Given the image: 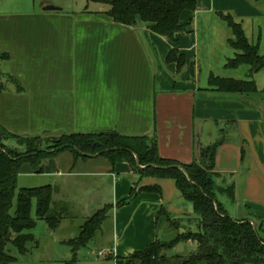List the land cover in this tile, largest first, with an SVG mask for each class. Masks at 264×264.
Listing matches in <instances>:
<instances>
[{
  "label": "crops",
  "instance_id": "0c3cea01",
  "mask_svg": "<svg viewBox=\"0 0 264 264\" xmlns=\"http://www.w3.org/2000/svg\"><path fill=\"white\" fill-rule=\"evenodd\" d=\"M194 1L196 10L181 17L186 29L176 35L178 46L142 22L116 24L102 5L78 13L44 8L1 16L0 54L7 58L0 59V124L18 136L116 132L155 138L163 159L184 165L222 141L214 170L216 199L232 219L257 225L264 221V105L253 95L212 90L214 74L208 86L202 83L199 31L189 26L196 15L228 9L224 0ZM174 49L187 58L180 72L167 63ZM66 153L41 161L40 175L58 179L54 196L68 189L66 178H95V198L109 187L113 203L104 208H111L108 219L113 215L110 256L131 258L163 238L157 227L162 208L194 229L187 223L195 219L194 205L174 181L141 178L129 165L113 167L103 158L70 160ZM79 164L93 172L76 173ZM132 193L135 198L123 205ZM60 201L53 207L65 205ZM183 247L196 249L193 243Z\"/></svg>",
  "mask_w": 264,
  "mask_h": 264
},
{
  "label": "trees",
  "instance_id": "16d2710c",
  "mask_svg": "<svg viewBox=\"0 0 264 264\" xmlns=\"http://www.w3.org/2000/svg\"><path fill=\"white\" fill-rule=\"evenodd\" d=\"M107 8L109 16L116 24L135 27L142 22L149 26L153 34L159 35L178 46L176 35L185 31L181 25L184 12H194V0H90ZM231 32L229 47L234 58L227 68H250V75L264 70V58L259 47L250 42L241 24L231 15L221 16ZM7 56L0 54V59ZM167 63L176 64L182 71L187 58L178 49L170 52ZM209 86L212 90L238 95L257 93L253 80L238 81L211 76ZM4 85L0 82V93ZM16 141L18 147H7L6 142ZM222 141L202 148L199 161L184 165L163 159L159 155L155 138L124 136L116 132L77 133L65 135L43 134L38 136H18L0 124V264H16L17 259L7 251L12 245L21 256L30 252L29 247L38 246L36 237L30 233L37 223L31 216L36 205V217L48 224L51 232L56 231L67 207H53L54 189L45 186L37 189L21 190L15 216L11 209L17 190V178L25 164L32 166L37 173L39 163L54 159L62 153H71L75 161L92 158L106 159L111 166L127 164L141 178L172 180L182 196L194 205L195 219L190 221L194 229L183 226L182 221L174 219L162 208L157 215V227L164 230L163 238L150 245L145 251L131 258H115V264H264V221L259 227L250 221L232 219L217 201L215 194V161ZM234 197V189L230 192ZM132 193L127 205L135 198ZM110 207L97 212L87 219L79 236L69 245L76 254L87 246L108 219ZM196 225V226H195ZM174 233L170 241L167 233ZM196 245L194 251L178 253L180 244Z\"/></svg>",
  "mask_w": 264,
  "mask_h": 264
},
{
  "label": "rangeland",
  "instance_id": "374dc122",
  "mask_svg": "<svg viewBox=\"0 0 264 264\" xmlns=\"http://www.w3.org/2000/svg\"><path fill=\"white\" fill-rule=\"evenodd\" d=\"M225 14L217 12L214 14H199L193 18L191 27L197 25L199 31L198 58L201 67L200 80L208 86V77L214 74L219 78H231L239 81L253 80L257 85V93L253 94L255 99L264 105V70L250 75V68L243 66L238 69L227 68L229 60L234 58V52L227 43L230 31L221 16L231 15L234 20L241 24L250 42L259 47V54L264 58V0H224ZM249 3L252 9H249ZM48 4L55 8L63 9L65 12H82L84 10H95L101 7L100 4L90 0H0V17L5 15H28L33 12H41ZM228 29V30H226ZM231 34V32H229ZM7 147H18L16 141L6 142ZM65 157L71 160L72 154L66 153ZM33 168L25 164L17 178V190L11 209V216H15L18 206V196L21 190L37 189L45 186L58 187V179L42 176L40 174L29 175ZM91 166L79 164L76 173H91ZM106 178H100L104 180ZM68 189L63 195L57 194L53 197V204L64 202L67 207V215L63 218L61 225L56 231L51 232L48 224L36 217V205L32 209V218L36 220V227L32 233L38 246H30V252L21 256L12 245L7 251L17 259L16 264H115L109 256L114 248L113 236V215L103 224L96 237L85 247L73 254L69 242L76 239L82 226L87 219L102 210L105 205L112 204L111 192L108 186H103L95 198L94 190L96 179L93 177L66 178ZM63 181V182H65ZM110 181V180H109ZM187 223H190V221ZM196 226V225H195ZM259 227V224H257ZM174 233H167L166 239L170 241ZM164 236V234H163ZM178 250V248H177ZM185 252V250H183ZM181 252V253H183ZM109 255V256H108Z\"/></svg>",
  "mask_w": 264,
  "mask_h": 264
},
{
  "label": "water",
  "instance_id": "95a60500",
  "mask_svg": "<svg viewBox=\"0 0 264 264\" xmlns=\"http://www.w3.org/2000/svg\"><path fill=\"white\" fill-rule=\"evenodd\" d=\"M45 10L48 11V12H50V11H60L61 9L55 8L53 6H50V7H47ZM188 32H192V29L191 28H188ZM58 135H61L62 136V135H64V133H58ZM183 250H184L183 244H180L178 246L177 252L178 253H181V252H183Z\"/></svg>",
  "mask_w": 264,
  "mask_h": 264
}]
</instances>
